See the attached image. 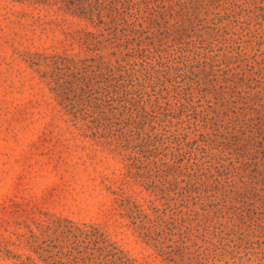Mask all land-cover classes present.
<instances>
[{"label": "rangeland", "instance_id": "374dc122", "mask_svg": "<svg viewBox=\"0 0 264 264\" xmlns=\"http://www.w3.org/2000/svg\"><path fill=\"white\" fill-rule=\"evenodd\" d=\"M0 264H264V0H0Z\"/></svg>", "mask_w": 264, "mask_h": 264}, {"label": "trees", "instance_id": "16d2710c", "mask_svg": "<svg viewBox=\"0 0 264 264\" xmlns=\"http://www.w3.org/2000/svg\"><path fill=\"white\" fill-rule=\"evenodd\" d=\"M133 101V98L129 99V100H126L125 102L128 103V105ZM132 104H130V106H127V105H123V110H129L132 108L131 106ZM109 256H111L113 259H114V262L113 263H116L117 261V254H114L113 252H109L108 253Z\"/></svg>", "mask_w": 264, "mask_h": 264}]
</instances>
